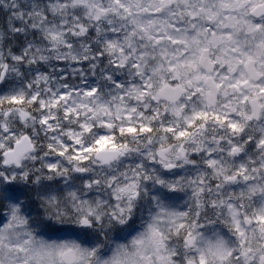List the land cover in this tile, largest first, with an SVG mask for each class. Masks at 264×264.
Segmentation results:
<instances>
[{
	"label": "clouds",
	"instance_id": "clouds-1",
	"mask_svg": "<svg viewBox=\"0 0 264 264\" xmlns=\"http://www.w3.org/2000/svg\"><path fill=\"white\" fill-rule=\"evenodd\" d=\"M0 264H264V0H0Z\"/></svg>",
	"mask_w": 264,
	"mask_h": 264
}]
</instances>
